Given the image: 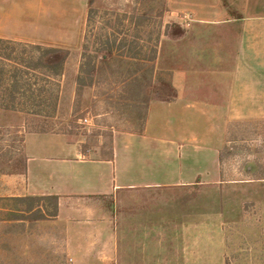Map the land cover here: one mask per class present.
Instances as JSON below:
<instances>
[{
  "label": "rangeland",
  "instance_id": "1",
  "mask_svg": "<svg viewBox=\"0 0 264 264\" xmlns=\"http://www.w3.org/2000/svg\"><path fill=\"white\" fill-rule=\"evenodd\" d=\"M172 2L176 13L167 16L168 0H94L90 20L87 0H0L1 39L69 49L65 50L68 56L64 74L69 84L75 82V93L70 95L63 88L54 118L28 116L25 132L74 134L82 140V153L94 149L98 156L93 157L108 159L113 130L139 129L145 103L151 98L171 96L165 71L153 74L155 84L147 91L146 86H142L143 92L128 88L138 83L133 82L135 76L140 81L142 77L148 79V73L156 68L165 69L166 60L144 61L139 67L135 66L136 62L124 64L125 60L116 56L115 60L97 64L100 75L95 76L94 84L99 90H93L98 96L91 103L83 95L85 87L78 90L76 84L82 45L86 44L93 54L114 35L118 45L128 43L125 50L114 49V55L124 54L132 60L133 52L129 49L134 48L136 41L140 42L138 39H143L148 41L144 56L149 58L159 32L164 38L173 31L177 35L182 24L190 22L191 15L182 0ZM210 5L223 7L228 13L238 9L227 0H211ZM96 106L108 115L95 119L91 111H97ZM1 117L0 176H5L22 169L23 134L18 133L17 125L3 128ZM218 159V186L191 187L167 194L159 191L145 197L150 200L141 210L133 212L137 217L128 234L152 238V250H146L149 246L145 243L138 244L137 250L132 244L123 249L139 254L148 251L150 255L152 251L151 259L137 256L127 260V264H264V121L228 124ZM23 209V205L12 199L0 198V264H120L117 237L100 244L99 251L92 253L89 261L68 260L60 231L41 227L43 220H30L21 212ZM14 219L26 220L25 235L23 224ZM117 226L116 222L114 228L118 231Z\"/></svg>",
  "mask_w": 264,
  "mask_h": 264
},
{
  "label": "crops",
  "instance_id": "2",
  "mask_svg": "<svg viewBox=\"0 0 264 264\" xmlns=\"http://www.w3.org/2000/svg\"><path fill=\"white\" fill-rule=\"evenodd\" d=\"M172 1L168 0L172 12L167 16L176 13ZM227 2L238 9L228 13L223 7L211 6V0H182L190 22L182 24L177 35L173 31L164 38L159 32L156 42L155 60L165 59V69L148 71L150 77H142L143 81L135 76L137 91L143 92L142 86L146 91L154 86L155 72H167L171 96L149 100L141 133V127L113 130L111 159L93 157L98 156L94 149L82 153V140L74 134L26 133V118L31 115L0 110L2 127L17 125L23 134L22 169L0 176V198L57 197V216L41 221L40 226L60 231L68 260L89 261L98 246L113 237L120 245V264L137 256L150 260L152 251L140 255L123 249L132 244L137 250L138 244L145 243L146 250H152V238L128 234L136 216L133 212L150 200L145 197L159 191L167 194L218 186V154L227 125L264 121V0ZM116 40L114 35L108 40L112 57L122 58L127 65L136 62L139 67L147 61L148 41L134 43V51L140 53L131 55V60L124 54L114 55V49L125 50L128 44L118 45ZM99 61L98 56L96 67ZM66 78L63 68L55 91L57 108L63 88L70 95L75 91V82L69 84ZM85 89L83 95L92 103L98 96L93 90L99 89L94 82ZM91 112L95 119L108 115L104 109ZM14 220L23 224L25 235L26 220Z\"/></svg>",
  "mask_w": 264,
  "mask_h": 264
},
{
  "label": "trees",
  "instance_id": "3",
  "mask_svg": "<svg viewBox=\"0 0 264 264\" xmlns=\"http://www.w3.org/2000/svg\"><path fill=\"white\" fill-rule=\"evenodd\" d=\"M94 0H87L88 19L93 13L91 4ZM133 18V17H132ZM108 40L101 43L93 54L87 50V45L82 47V62L76 78L78 90L91 86L95 76L100 75V66L96 67L95 60L100 57L99 64L112 60L111 45ZM154 45L152 56L147 61H153L156 54ZM133 54L140 50L129 49ZM128 51V52H129ZM68 52L62 49L36 44H24L0 38V110L20 112L31 116L50 118L53 117L57 105L55 89L57 81L63 73ZM115 60V59H113ZM130 78V77H129ZM123 82V81H122ZM136 82V78L133 79ZM137 84L130 85L137 89ZM125 90V89H124ZM144 116L141 124L142 132L145 122L147 102L143 106ZM39 132V131H38ZM112 158V148L108 159ZM221 163V162H220ZM19 205H23L30 220H51L57 216V197H22L12 198Z\"/></svg>",
  "mask_w": 264,
  "mask_h": 264
},
{
  "label": "built area",
  "instance_id": "4",
  "mask_svg": "<svg viewBox=\"0 0 264 264\" xmlns=\"http://www.w3.org/2000/svg\"><path fill=\"white\" fill-rule=\"evenodd\" d=\"M84 122H88L87 119H84Z\"/></svg>",
  "mask_w": 264,
  "mask_h": 264
}]
</instances>
